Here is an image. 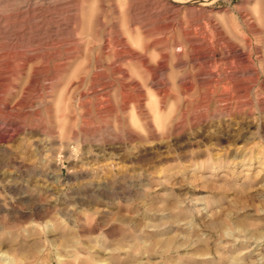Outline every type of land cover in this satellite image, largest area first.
Segmentation results:
<instances>
[{"label":"rangeland","instance_id":"1","mask_svg":"<svg viewBox=\"0 0 264 264\" xmlns=\"http://www.w3.org/2000/svg\"><path fill=\"white\" fill-rule=\"evenodd\" d=\"M0 264H264V0H0Z\"/></svg>","mask_w":264,"mask_h":264}]
</instances>
